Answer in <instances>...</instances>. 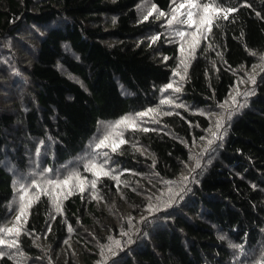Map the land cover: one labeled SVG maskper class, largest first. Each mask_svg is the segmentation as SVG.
<instances>
[{
  "label": "trees",
  "instance_id": "16d2710c",
  "mask_svg": "<svg viewBox=\"0 0 264 264\" xmlns=\"http://www.w3.org/2000/svg\"><path fill=\"white\" fill-rule=\"evenodd\" d=\"M145 1L155 11H141ZM207 2L236 11L202 30L176 91L167 86L185 40L167 44L165 24L176 16L189 26L199 4L0 0V63L15 67L11 82L0 77V226L12 213L13 172L76 167L60 178H71L67 186L27 198L17 246L0 250V264H228L264 251V70L245 84L237 111L239 103L225 107L264 57V0ZM32 27L37 37L18 69L12 41ZM10 84L20 90L1 99ZM128 117L135 126L109 142L119 147L91 154L99 124ZM218 120L213 150L198 149Z\"/></svg>",
  "mask_w": 264,
  "mask_h": 264
},
{
  "label": "rangeland",
  "instance_id": "374dc122",
  "mask_svg": "<svg viewBox=\"0 0 264 264\" xmlns=\"http://www.w3.org/2000/svg\"><path fill=\"white\" fill-rule=\"evenodd\" d=\"M178 1L186 2L189 6V3L187 0H178ZM194 2H196L194 4H199V6H197L199 8L197 10H195V7L190 8V9L195 10L194 20H196L198 22L200 16L203 14L202 13V6L205 4H208V2H207V0H202V3H200L201 2L200 0H194ZM149 9H153V6L149 1H145L140 7L141 11H145V10H149ZM209 16H211L210 13H209ZM174 21L175 22L165 24L166 25L165 37H166V39H168V41H166V43L172 44L173 42H176V41L182 42V40H185V42H182L183 51H181L179 61H178V70H180V72H179V75L175 76V78L172 81L173 82L172 85L176 89L182 80L181 76H182L183 71H185L187 69L188 59H189V57L192 56L189 52L190 49L194 48V47H192L193 40H192L191 33L195 32L196 30H194L192 32V30L190 29L189 26H183L182 24H180V22H178V18H177V20H174ZM195 29H196V25H195ZM36 31H38V29H36ZM33 32H34V28L32 27L29 30L24 31L23 32L24 34L19 36V38H15V40L12 41L13 42V48L11 49L10 53H12L14 55L15 58H12V59L16 60L18 69H20L19 64L23 63L24 60L28 56L27 49H28V45L29 44L32 45V43H33V42H31L32 38L37 37L33 34ZM181 33H183V35H181ZM200 37H201V35L198 36V41L200 40ZM26 40H30L31 43L26 42ZM10 42L11 41L4 42L5 47H4V49H2L3 53H6L9 51L8 45H10ZM29 49H31V48H29ZM18 50H23L22 55L18 54ZM261 60H262L261 65H259L258 68L254 69L253 72L245 73L246 80L242 81L243 80L242 79L240 81V83H238L237 87L232 91V93H231L230 97L228 98L226 105H225V107H227V106L230 107V109H231L230 111H232L238 103L239 104L236 107L235 111H237L244 104L245 99L242 100L243 97L237 96L236 93H237V91H239L240 93H243L247 89L246 88L247 85H245V84H248L250 82V77H256L257 74H259L261 71L264 70V57ZM8 64H10V63H8ZM13 70H15V67H13V69H10V65L6 67V66H4L3 63H0V77L1 78H9L10 77L11 78L10 82H11L12 76H13V75H11V73ZM11 87H13V86L11 85ZM17 90H20L19 87H17V88L13 87V89H11L9 91L7 89L3 88L2 92H1V99L10 100V97L15 95ZM174 93H175V90L170 89L167 91V96L169 97L170 95H173ZM233 96H235V98H236L235 104L232 103V97ZM143 113H145V112H143ZM149 117H152V116H150L149 114L146 116H139L138 115V118L144 122L148 121ZM215 118L216 117L213 118V121ZM123 120H125V119H122L118 122H102L99 124L97 134H96L95 138L90 142L89 148L91 150V154H93L94 147H97V145L100 144V141L103 140L106 136L110 137L108 143L113 139L122 138L124 130L127 128L129 123L133 120V118L128 117V121H129L128 123H120ZM213 132L216 133L215 136L212 135ZM218 132H219V129H217L216 126H213L210 134L208 135L209 136L208 142H205L204 144L199 146L198 149L205 148V149H208L210 151L213 150V149H211V147H212L211 143L216 138ZM209 141H211V143H209ZM94 155L96 156L95 153H94ZM30 162H31V160H30ZM196 164H197V154L195 153L193 155L191 168H193ZM8 167H11V164H9L7 166V168ZM27 169H28V171L24 172V173H20L18 171L13 172L14 186H15V197L10 204V207H11L10 209H11L12 213H10L8 215V217L4 220V222L2 223L0 228H8V227L13 226L17 215H19L20 207L22 205H27V203H28L27 198L32 193L34 194L36 192V189L39 191L40 190H48V191H50L51 194H54L55 191L57 190V186L59 184H62L60 178L65 177V176H69L70 174L73 175L76 167H75V164H70V165L65 166L64 168H62L60 171H58L56 173H52L47 169H42L38 165L28 166ZM29 190H31V192H29ZM25 191L27 192V196L25 197L24 200H21L20 197L22 195H24ZM52 210L54 212L59 211L58 209H52ZM23 224H24V222H23V217H22L21 221H20V226L22 228L21 232L23 231ZM17 237L18 236H15V235H5L3 232H0V239H6V240L10 241V240H16ZM263 245H264V242H263ZM8 248L9 247H7V246L0 245V250H2V253L7 252ZM11 254L13 256L17 257L19 262L26 263L24 256L21 254H18L17 250H13L11 252ZM257 254H258L257 258H254V256H250L249 259L248 258H242V259L237 258L236 260H233L230 263L228 262V264H256V262L259 260L264 261V251L260 252V253L258 251ZM30 264H32V262H30Z\"/></svg>",
  "mask_w": 264,
  "mask_h": 264
},
{
  "label": "snow or ice",
  "instance_id": "6c2138e0",
  "mask_svg": "<svg viewBox=\"0 0 264 264\" xmlns=\"http://www.w3.org/2000/svg\"><path fill=\"white\" fill-rule=\"evenodd\" d=\"M195 6L196 5H194V4H190L189 5V7H195ZM179 7L180 8H184L185 5L181 4V5H179ZM210 9L215 13V16H209ZM153 11H155V8H153ZM177 11L178 10L176 8L173 9V12H177ZM234 11H236V9L229 8V9L225 10V9L216 7V6H214V3L213 4H205V5L202 6V13L203 14L200 16L198 22L193 19L194 13L191 12V11H188L187 12V19L184 22L187 23L190 27L193 26V25H196V31L191 33L192 40H193L192 47H195V44L199 42L198 41V36L202 34V30H206L208 32L211 31L214 19H218V18H221V17L223 19H228L229 14L234 12ZM151 14L152 13L150 12L149 15H151ZM159 15L163 16L165 14L161 12V13H159ZM144 19L147 20L148 16H145ZM172 19L175 20L176 16H173ZM169 23H171V21H169ZM181 35H183V33H181ZM158 38L159 37H155L154 40L158 39ZM181 51H183V49H181ZM176 75H179V73H176ZM181 79H183V77H181ZM250 81L252 83H255V78L254 77H250ZM167 87L168 88H172L173 85L169 84ZM176 91H179V88H177ZM236 95L239 96V95H241V93L239 91H237ZM244 95H248V93H244ZM162 103H170V101L166 100V101H162ZM232 103L233 104L236 103L235 96L232 97ZM149 111H152V110H149ZM138 115L139 116H146V115H148V113L145 112V113H140ZM128 122H129L128 118H125V120L121 121L120 123H128ZM132 126L133 127L135 126V121H132ZM220 127H221V121L218 120L216 122V128L219 129ZM144 130L147 131V129H144ZM212 135L215 136L216 133L213 132ZM109 139H110V137L106 136L103 140L100 141V144H98L97 147H109L110 146L112 148V151H115L119 147V144L113 142L111 145H109V143H108ZM119 143L122 144V143H124V141L121 140ZM209 143H211V141H209ZM102 174L103 175H108L107 172H103ZM96 175L97 176L101 175V172H96ZM70 179L64 180L62 182L63 185L67 186L70 183ZM77 179H79V178L77 177ZM82 185H83V181H80V184L78 186L80 187L81 191L84 190ZM95 186H96V182L92 181V187L94 188ZM69 194H71V193L69 192ZM26 196H27V192L25 191L24 195H22L20 197V199L24 200ZM27 207H30V203L27 204V205H22L20 207L19 215H17L16 220H15V222H14L12 227L0 228V232H3L5 235L19 236L20 233H21V230H22V228L20 226V221H21L22 217H25L26 208ZM58 210H59V208H58ZM114 243L116 244V246H119V244H120L119 241H115ZM0 245H6L7 247H10V248L11 247H16L17 246V241L16 240L8 241L6 239H0Z\"/></svg>",
  "mask_w": 264,
  "mask_h": 264
}]
</instances>
